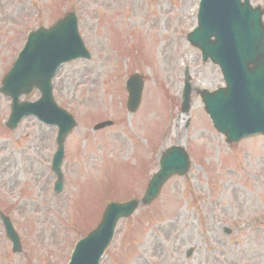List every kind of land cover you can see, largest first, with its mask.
Listing matches in <instances>:
<instances>
[{
    "label": "rangeland",
    "instance_id": "rangeland-1",
    "mask_svg": "<svg viewBox=\"0 0 264 264\" xmlns=\"http://www.w3.org/2000/svg\"><path fill=\"white\" fill-rule=\"evenodd\" d=\"M198 3L0 0V85L25 32L71 9L92 54L63 65L56 76L55 98L78 121L66 139L60 195L53 193L50 162L57 128L28 117L9 130L11 100L0 93V209L13 220L23 248L12 251L0 219V264H67L106 205L141 196L158 168L157 155L178 143L191 155V171L120 221L102 264H264V136L229 145L204 112L195 88L215 89L223 78L187 41ZM186 67L193 83L189 126L180 113ZM133 72L143 75L145 86L132 115L124 83ZM39 96L35 91L30 99ZM107 119L112 127L92 130Z\"/></svg>",
    "mask_w": 264,
    "mask_h": 264
},
{
    "label": "water",
    "instance_id": "water-1",
    "mask_svg": "<svg viewBox=\"0 0 264 264\" xmlns=\"http://www.w3.org/2000/svg\"><path fill=\"white\" fill-rule=\"evenodd\" d=\"M246 3L240 0H218V6L208 11L213 16L216 42L211 43L210 36L201 29L205 40L201 41L204 50L210 51L216 61L223 65L226 79L232 83L228 88L227 97L221 95L223 91L209 94L206 90L202 97L211 112L216 125L229 136L230 140L242 134L250 132L253 124L252 115L264 110V47L262 43V28L260 14L252 10ZM203 22V21H202ZM75 22L70 14L65 22L60 23L50 31H38L30 35L25 50L21 53L12 71L4 78L3 92L13 97V110L11 122L8 126L13 128L15 121L25 113L33 112L42 120L55 123L60 126L58 138L59 149L54 160V168L60 176L59 166L63 157L64 140L66 135L75 126V122L65 111L59 109L50 97L52 93L51 79L56 68L62 62L78 56L74 49L76 43ZM202 37V38H203ZM201 38V37H200ZM206 54L207 56L211 55ZM254 62V63H253ZM250 63V64H249ZM258 63L259 72H253L249 68ZM248 71L250 76L238 80L239 68ZM228 79V80H229ZM137 80L131 79L128 87L131 91L133 107L140 97V89ZM37 87L42 91L43 97L36 103H18L20 94ZM249 92H252L248 99ZM189 95L185 100V110L188 109ZM104 124L99 125L103 126ZM237 140V139H234ZM177 150V151H176ZM178 148H173L163 161L162 170L153 177L145 197L139 201L134 200L124 204H112L100 222L99 229L90 237L78 244L72 264H98L101 253L107 247L113 235L114 227L121 217L130 216L140 204L150 203L158 196L163 183L168 176L174 173L184 174L187 171V162L179 165L181 160ZM182 151V150H181ZM61 176L57 188H61ZM10 238L15 241V250H20L17 235L8 231Z\"/></svg>",
    "mask_w": 264,
    "mask_h": 264
}]
</instances>
